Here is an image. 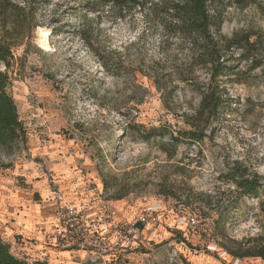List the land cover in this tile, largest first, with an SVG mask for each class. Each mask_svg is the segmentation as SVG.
Masks as SVG:
<instances>
[{"label":"rangeland","instance_id":"obj_1","mask_svg":"<svg viewBox=\"0 0 264 264\" xmlns=\"http://www.w3.org/2000/svg\"><path fill=\"white\" fill-rule=\"evenodd\" d=\"M14 1L26 4L32 17L11 48L7 70V91L27 141L0 155L11 165L0 168V219L5 211L12 219L30 206L52 219L30 240L10 232V220L0 224L10 252L28 264H82L90 255L62 236L68 229L58 212L73 206L90 229L99 230L108 209L128 221L146 205L161 204L166 219L155 235L114 251L109 247L117 232L111 229L104 237L107 252L97 253L92 264H264L232 254L264 243L262 68L234 62L235 75L220 80L221 109L198 124L193 116L207 90L208 69L193 65L190 45L145 20L144 11L103 0ZM250 1L245 8L220 9L219 36L257 33L264 60V0ZM38 29L47 33L48 49ZM238 54L234 50L232 57ZM159 127L161 136L146 141L147 131ZM185 130L205 137L198 143L169 140ZM235 167L258 179L257 196H244L226 181ZM220 214L224 220L215 229ZM188 215L195 225L176 224V217Z\"/></svg>","mask_w":264,"mask_h":264},{"label":"trees","instance_id":"obj_2","mask_svg":"<svg viewBox=\"0 0 264 264\" xmlns=\"http://www.w3.org/2000/svg\"><path fill=\"white\" fill-rule=\"evenodd\" d=\"M24 2V1H23ZM118 9L139 8L144 11L145 20L154 19L168 35L176 36L190 45L193 65H202L208 69L209 82L206 92L202 95L198 109L193 120L196 123L208 122L218 114L223 105L221 95V78L235 75L234 62L244 61L249 63L252 70L262 68L264 73V60L258 50L262 42L257 33H235L229 38L219 36L222 25L220 9L225 5L245 8L251 4L250 0H103ZM30 8L20 5L14 0H0V155L13 153L19 144L27 141L26 130L19 120L14 100L8 93L10 80L7 70L13 60L11 48L18 40L24 37V29L31 23ZM33 25L32 28H35ZM238 50L239 54L234 59L232 52ZM191 127L196 125L191 123ZM158 129L147 131L149 140L161 136ZM151 134V135H150ZM164 135V134H163ZM205 137L200 131H178L176 136L169 135L171 142H201ZM10 164L0 161V168H9ZM241 167H235L226 176V181L232 183L236 190L244 196H257L260 183L257 178H247ZM219 215L213 222L214 228L224 220ZM179 234V232H177ZM232 254L238 258L256 257L264 260V243L247 248L239 246ZM183 264H191L182 259ZM0 264H28L25 260L15 257L9 245L0 238ZM33 264H44L36 261ZM82 264H92L86 259Z\"/></svg>","mask_w":264,"mask_h":264},{"label":"built area","instance_id":"obj_3","mask_svg":"<svg viewBox=\"0 0 264 264\" xmlns=\"http://www.w3.org/2000/svg\"><path fill=\"white\" fill-rule=\"evenodd\" d=\"M58 220H63L66 230L62 235L68 236L73 241L74 248L89 253L88 259L91 263L96 260L94 256L99 253L104 255L108 248L105 246L104 237L109 230L117 232V237L111 243L110 250H127L136 243L142 241L144 235H155L157 228L164 223L166 212L161 204L146 205L134 218L128 221L118 219L115 209H108L104 212L103 219H99L102 229H90V226L83 220V214L73 206H66L64 212H58ZM184 223L195 225L194 217H176V224L181 226ZM83 236V238H81Z\"/></svg>","mask_w":264,"mask_h":264},{"label":"crops","instance_id":"obj_4","mask_svg":"<svg viewBox=\"0 0 264 264\" xmlns=\"http://www.w3.org/2000/svg\"><path fill=\"white\" fill-rule=\"evenodd\" d=\"M55 170L57 172H62V169H55ZM36 186H38L37 189L41 190L42 185L37 184ZM42 192L45 196H47V193L45 192L43 188H42ZM11 201L13 202L14 205L17 204L16 200L13 197ZM7 217H8V211H5L4 216H2V218L0 219V224L2 226H6V223H7L6 221L10 220V223L7 226V229L10 232H13L14 234H17L18 232L19 234H24L26 238L29 240L30 238H35L37 236L35 232V230H37L36 227H39L40 224H43L44 226H50V222H51L50 220L52 219V216L50 215L47 217L45 215H41L40 211L38 209H34L32 206H30L28 209H24V211L19 209L18 213L15 215V218L7 219ZM11 220L13 222H11ZM37 239L38 237L36 238V240ZM37 241L38 243L35 242L37 244L36 248L39 249V251L40 250L43 251L42 250L43 245L41 244L42 240H37ZM41 254H44V253L41 252ZM53 255L54 253H51L52 257Z\"/></svg>","mask_w":264,"mask_h":264},{"label":"bare ground","instance_id":"obj_5","mask_svg":"<svg viewBox=\"0 0 264 264\" xmlns=\"http://www.w3.org/2000/svg\"><path fill=\"white\" fill-rule=\"evenodd\" d=\"M38 33L40 35V44H41L42 48L48 49L49 45H48L47 33L43 32L41 29H38Z\"/></svg>","mask_w":264,"mask_h":264}]
</instances>
